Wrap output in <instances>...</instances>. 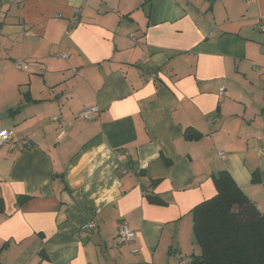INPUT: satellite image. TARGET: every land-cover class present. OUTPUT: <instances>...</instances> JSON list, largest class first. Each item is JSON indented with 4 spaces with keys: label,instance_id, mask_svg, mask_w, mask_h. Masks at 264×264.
<instances>
[{
    "label": "crops",
    "instance_id": "0c3cea01",
    "mask_svg": "<svg viewBox=\"0 0 264 264\" xmlns=\"http://www.w3.org/2000/svg\"><path fill=\"white\" fill-rule=\"evenodd\" d=\"M0 113V264H189L213 175L264 210V0H0Z\"/></svg>",
    "mask_w": 264,
    "mask_h": 264
},
{
    "label": "trees",
    "instance_id": "16d2710c",
    "mask_svg": "<svg viewBox=\"0 0 264 264\" xmlns=\"http://www.w3.org/2000/svg\"><path fill=\"white\" fill-rule=\"evenodd\" d=\"M202 134L187 128L185 136ZM258 173H253L257 181ZM216 194L192 210L199 254L189 264H264V210L249 198L227 170L213 175Z\"/></svg>",
    "mask_w": 264,
    "mask_h": 264
},
{
    "label": "built area",
    "instance_id": "2783aa9c",
    "mask_svg": "<svg viewBox=\"0 0 264 264\" xmlns=\"http://www.w3.org/2000/svg\"><path fill=\"white\" fill-rule=\"evenodd\" d=\"M66 57V56H65ZM17 68H25L27 69V65H23L21 61H17L16 63ZM224 90V87H220V92ZM99 111L97 106H91L88 107L84 110H82L78 115L77 119L78 120H90L92 119L96 113ZM54 120H58V117H54ZM13 137V131L11 130H2L0 131V146L4 143L10 142ZM219 155L221 158H225V153L223 151L219 152ZM96 223L94 221L89 222L88 224L85 225V228H94ZM136 238V231L130 227L128 223H121L118 228V242L119 243H126L129 241H132ZM180 259V258H179ZM180 262H183L180 259Z\"/></svg>",
    "mask_w": 264,
    "mask_h": 264
},
{
    "label": "water",
    "instance_id": "95a60500",
    "mask_svg": "<svg viewBox=\"0 0 264 264\" xmlns=\"http://www.w3.org/2000/svg\"><path fill=\"white\" fill-rule=\"evenodd\" d=\"M3 113H0V118L2 117Z\"/></svg>",
    "mask_w": 264,
    "mask_h": 264
},
{
    "label": "rangeland",
    "instance_id": "374dc122",
    "mask_svg": "<svg viewBox=\"0 0 264 264\" xmlns=\"http://www.w3.org/2000/svg\"><path fill=\"white\" fill-rule=\"evenodd\" d=\"M6 3V2H5Z\"/></svg>",
    "mask_w": 264,
    "mask_h": 264
}]
</instances>
